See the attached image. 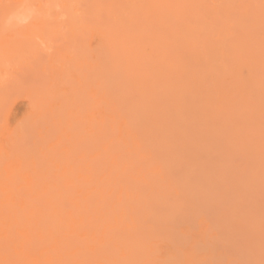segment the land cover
Returning <instances> with one entry per match:
<instances>
[{
	"label": "bare ground",
	"instance_id": "obj_1",
	"mask_svg": "<svg viewBox=\"0 0 264 264\" xmlns=\"http://www.w3.org/2000/svg\"><path fill=\"white\" fill-rule=\"evenodd\" d=\"M0 264H264V0H0Z\"/></svg>",
	"mask_w": 264,
	"mask_h": 264
},
{
	"label": "rangeland",
	"instance_id": "obj_2",
	"mask_svg": "<svg viewBox=\"0 0 264 264\" xmlns=\"http://www.w3.org/2000/svg\"><path fill=\"white\" fill-rule=\"evenodd\" d=\"M20 101H18V99L14 102V104H13V115L16 117H21L22 115H23V113L26 111V101L25 100H23V99H19ZM17 101H18V105H19V107L18 106H16V103H17ZM25 105V106H22V105ZM15 105V106H14ZM20 113V114H19ZM17 114V115H16ZM20 116H19V115Z\"/></svg>",
	"mask_w": 264,
	"mask_h": 264
}]
</instances>
